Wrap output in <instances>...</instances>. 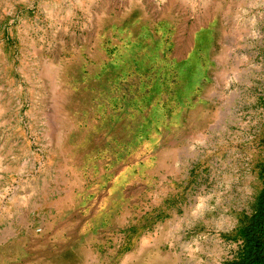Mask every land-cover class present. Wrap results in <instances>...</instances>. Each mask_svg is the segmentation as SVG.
Here are the masks:
<instances>
[{
	"label": "rangeland",
	"instance_id": "374dc122",
	"mask_svg": "<svg viewBox=\"0 0 264 264\" xmlns=\"http://www.w3.org/2000/svg\"><path fill=\"white\" fill-rule=\"evenodd\" d=\"M263 188L264 0H0V264H227Z\"/></svg>",
	"mask_w": 264,
	"mask_h": 264
},
{
	"label": "trees",
	"instance_id": "16d2710c",
	"mask_svg": "<svg viewBox=\"0 0 264 264\" xmlns=\"http://www.w3.org/2000/svg\"><path fill=\"white\" fill-rule=\"evenodd\" d=\"M255 219L260 222H255ZM253 220L252 224L242 231L244 245L238 259L227 264H264V188L258 197Z\"/></svg>",
	"mask_w": 264,
	"mask_h": 264
}]
</instances>
